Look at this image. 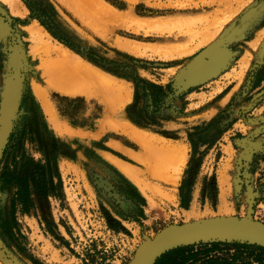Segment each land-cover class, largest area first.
Wrapping results in <instances>:
<instances>
[{"label": "rangeland", "instance_id": "1", "mask_svg": "<svg viewBox=\"0 0 264 264\" xmlns=\"http://www.w3.org/2000/svg\"><path fill=\"white\" fill-rule=\"evenodd\" d=\"M62 57L84 69L65 91ZM15 87L0 264H131L175 227H264V0H0V128Z\"/></svg>", "mask_w": 264, "mask_h": 264}, {"label": "water", "instance_id": "2", "mask_svg": "<svg viewBox=\"0 0 264 264\" xmlns=\"http://www.w3.org/2000/svg\"><path fill=\"white\" fill-rule=\"evenodd\" d=\"M221 64L220 58L211 54L205 55L187 69L184 77L192 84L202 82L215 74ZM17 97V87L11 88L7 94L5 113L0 128V156L8 134L10 112L16 105ZM225 240L264 247V227L233 218L207 220L175 227L143 247L131 264H154L163 254L178 247Z\"/></svg>", "mask_w": 264, "mask_h": 264}, {"label": "crops", "instance_id": "3", "mask_svg": "<svg viewBox=\"0 0 264 264\" xmlns=\"http://www.w3.org/2000/svg\"><path fill=\"white\" fill-rule=\"evenodd\" d=\"M182 200L192 206L197 197L193 193ZM223 245L210 241L181 246L166 252L154 264H264V249L257 245L230 242Z\"/></svg>", "mask_w": 264, "mask_h": 264}, {"label": "bare ground", "instance_id": "4", "mask_svg": "<svg viewBox=\"0 0 264 264\" xmlns=\"http://www.w3.org/2000/svg\"><path fill=\"white\" fill-rule=\"evenodd\" d=\"M59 57H60V56H59ZM59 59H60V58H59ZM64 59H65V62H66L67 59L64 58V57H62L61 60L63 61ZM65 62L63 61L64 65H66V66L70 63L69 60L67 61V62H69L68 64H65ZM71 65H72V66H71ZM66 66H65V67H66ZM69 67H71L72 70H73V69H74V70L76 69V68H74V67H77L78 70H79V68H80L79 66H74V67H73V64L70 63V64L67 66L66 70H67ZM72 67H73V68H72ZM71 69H68V70L71 71ZM82 69H83V68H80V71H81ZM74 70H73V71H74ZM76 70H77V69H76ZM78 70L75 71V72H73V73H72V72H69V71H68V72L65 71V72H67V73H71L72 76H73L74 73H77V72H78ZM83 70H84V69H83ZM86 71H87V70H86ZM67 73H66V74H67ZM79 73H80V72H79ZM86 73H89V71L86 72ZM93 73H94V72H93ZM82 74H83V73H82ZM89 74H90V73H89ZM76 75H77V74H76ZM80 75H81V74H80ZM87 75H88V74H87ZM74 76H75V75H74ZM74 76H73V77H74ZM65 77H66V76H65ZM65 77L62 78V79H60V80L58 79L60 84H61V82H62V84L64 83V85H62V87H60L61 85H59V86L57 87L59 90L61 89L62 91H65V90H63V89H64L65 87H67V88L71 87V86L75 83L74 81H75L76 79H78L77 77H80V76H79V74H78L77 77H76V76H75L74 78L72 77L71 80H69V79L71 78V76H70V77H66L67 80H68V83H69V84H68L67 82L65 83V80H66ZM87 77H88V76H87ZM89 77H90V76H89ZM60 78H61V77H60ZM68 78H69V79H68ZM64 79H65V80H64ZM61 80H62V81H61ZM67 80H66V81H67ZM73 82H74V83H73ZM107 82H108V81H107ZM67 84H68V85H67ZM70 84H72V85L70 86ZM67 88H66V90H68ZM115 88L117 89L118 87H115ZM69 89H70V88H69ZM38 90H39V89H38ZM38 90H36V92H37ZM117 90H118V89H117ZM40 91H41V90H40ZM119 91L121 92L122 90L119 89ZM119 91H118V92H119ZM38 92H39V91H38ZM41 92H42V91H41ZM38 94H39V93H38ZM42 94H43V96H44V93H42ZM42 94H39L40 96H39V95H38V96L41 97V99L43 100L42 103L45 104L46 107H49V106H47L48 104H47V103L45 102V100H44V99H45V98H44L45 96L43 97ZM41 99H40V100H41ZM44 102H45V103H44ZM43 106H44V105H43ZM45 106H44V107H45ZM45 109H46V108H45ZM48 111H49V110H48ZM49 112H50V111H49ZM49 114H50V113H49ZM51 117H52V115H51ZM128 128L131 129L130 127H128ZM125 129H126V128H125ZM134 130H135V129H134ZM134 130H133V128H132V130H130V131L133 132V134H134V133L136 134V132H135L136 130H135V131H134ZM138 131H139V130H138ZM127 132H128V131H127ZM128 133H129V132H128ZM137 134H138V132H137ZM140 135H141V133H140ZM131 136H132V135H131ZM136 136H137V135H136ZM138 137H142V135H141V136H138ZM132 138H136V137H132ZM139 139H142V138H139ZM137 141H138V139H137ZM121 169H122L121 171H122L124 174H126L127 176H129V178H131V179H135L136 176L132 173V171H131L130 169H128V167H126V166H122Z\"/></svg>", "mask_w": 264, "mask_h": 264}, {"label": "trees", "instance_id": "5", "mask_svg": "<svg viewBox=\"0 0 264 264\" xmlns=\"http://www.w3.org/2000/svg\"><path fill=\"white\" fill-rule=\"evenodd\" d=\"M154 88H159V87H157V86H153ZM259 248H261V249H264V247H261V246H258Z\"/></svg>", "mask_w": 264, "mask_h": 264}]
</instances>
